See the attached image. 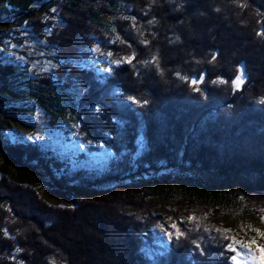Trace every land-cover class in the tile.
I'll return each mask as SVG.
<instances>
[{
	"label": "trees",
	"instance_id": "1",
	"mask_svg": "<svg viewBox=\"0 0 264 264\" xmlns=\"http://www.w3.org/2000/svg\"><path fill=\"white\" fill-rule=\"evenodd\" d=\"M44 3L54 6L52 18L38 14ZM2 18L24 22L56 47L60 64L51 73L37 72L0 47V110L22 120L38 104L54 128L70 134L58 123L68 107L86 135L101 134L113 152L95 165L82 150L73 163L47 137L9 133L2 123L0 160L16 177L13 183L0 177V264H232L228 252L199 259L186 239H171L150 257L145 245L153 230L123 213L130 202L138 204L126 190L97 200L67 192L74 205L63 207L23 183L43 175L64 189L73 177L99 183L133 179L150 166L170 168L193 172L229 203L264 209V35L258 34L264 33V0H0ZM95 41L118 57L135 58L104 72L76 66ZM240 69L245 79L236 88L232 81ZM218 80L226 82L213 83ZM109 87L136 101L121 110L106 98H92ZM166 188L160 185L157 194L168 196Z\"/></svg>",
	"mask_w": 264,
	"mask_h": 264
},
{
	"label": "rangeland",
	"instance_id": "2",
	"mask_svg": "<svg viewBox=\"0 0 264 264\" xmlns=\"http://www.w3.org/2000/svg\"><path fill=\"white\" fill-rule=\"evenodd\" d=\"M53 9L54 6L44 3L43 7L38 10V14L40 13L44 18H49L51 12H56ZM111 18L109 22L112 28ZM55 19L57 23H60L58 18ZM0 30L6 31V33H0L3 39L0 47L8 49L17 57L27 61L30 67L37 72L51 73L52 69L60 64L56 47L49 46L45 40L36 38L24 22L19 23L11 18H2L0 19ZM87 50L88 55L75 60L74 63L81 68H94L96 72L111 71L118 65L113 61L133 55L123 54L118 57L109 48L103 46L100 41H95L87 46ZM109 53L111 55H108ZM244 79L243 76L242 82ZM91 95L92 98L96 96L94 99L98 102L102 98H106L110 104L119 107L121 110L124 106L136 101L135 98L130 99L133 98L131 95H127L116 87H109L106 91L97 90L94 95L93 93ZM95 100L94 102H96ZM94 107L97 109L96 106ZM7 109L11 113L16 112V109L12 107ZM17 111L23 110L18 109ZM6 112L0 110V125L5 124L9 133L10 131H19L24 136L36 139L47 137L53 146L60 148L59 152L64 158L73 163L76 162L78 152L82 150L86 151L89 157H92L95 165L99 164L101 160L109 158L110 153L113 152L112 146L105 143L101 134L97 133L96 135V131H94L91 136L86 135V131L82 130L81 122L68 107L62 112L58 123L64 122L71 131L70 134H65L63 130L54 128L50 124V117L38 104L35 106L34 115L30 113L28 116H23L22 120H16L11 115H7ZM111 116L112 114H110ZM114 118L115 116H113ZM114 121L122 129V122L120 123L116 118ZM97 126H99V122L95 121L92 128L96 130ZM106 134L110 136V139H116L113 132L106 130ZM118 135L121 137L122 134L119 133ZM89 144H95L99 147L89 150ZM2 175L10 183H13L10 178L16 177L14 168L5 165L0 160V177ZM24 176L26 175L23 174L22 177L24 178ZM26 180L29 183L23 184L32 187L47 203L63 207L74 205L73 197L70 198L66 194L67 192L76 195L78 199L87 198L91 200L111 198L110 195L115 190L123 192L121 195L126 194V192L134 195L138 204H131L130 202L123 208V213L131 220L148 224L153 230L150 233L153 235L152 242L145 245L146 253L150 257H153L159 251V247H164L171 239L175 241L186 239L192 248L191 253L196 254L195 256L198 258L200 256L202 260L208 259L210 253L214 254V258L222 254L224 256L228 252L230 258L234 253L227 251L226 245L230 242L228 238L233 236L244 241L255 237L258 244L264 245V235L260 234L264 233V209L246 210L243 202L229 203L219 194H214L203 182L201 184L199 177L193 172L182 173L178 170L174 172L170 171V168L156 170L150 166L147 171L137 173L133 179L132 176L122 179L108 177L102 182L95 183L87 182L80 177H73L64 189L50 186L47 178L43 175H36L30 180ZM150 183L156 188H151ZM160 185L167 187L168 196L157 194ZM135 186L136 188L132 192L127 190ZM181 197V201H176ZM189 217H195V219L190 220ZM173 224L176 225L175 228L171 227ZM226 229L231 231H224ZM256 229H259L260 232H257ZM169 232L172 233L171 236L168 235Z\"/></svg>",
	"mask_w": 264,
	"mask_h": 264
},
{
	"label": "snow or ice",
	"instance_id": "3",
	"mask_svg": "<svg viewBox=\"0 0 264 264\" xmlns=\"http://www.w3.org/2000/svg\"><path fill=\"white\" fill-rule=\"evenodd\" d=\"M55 11V9H53ZM128 19H134V18H128ZM149 23H152V21H149ZM259 35H264V33H258ZM119 37H117L118 39ZM144 44H147L148 41L145 40L143 41ZM108 55H111L109 53ZM135 58V53H133L132 56L129 57H124L122 60H115L113 63L115 64H120L122 62H128L131 63V61ZM215 59V57H213ZM152 60L157 63L158 66V59L157 57L153 56ZM145 63H149L148 61H145ZM111 70V69H109ZM179 76L180 74L177 73ZM181 79L187 80V77H181ZM203 77L193 78L191 80L192 85H197L198 83L202 82ZM243 80V69L239 70V74L236 75L235 79L232 81L234 87L239 88L240 84L242 83ZM216 82H221L225 83L226 81L218 80V81H213V83ZM194 90L199 91L198 88H194ZM134 99V98H130ZM264 102V101H262ZM189 219H195V217H189ZM171 227L175 228L176 225L173 224ZM226 232L231 231L230 229L224 230ZM257 232H260L259 229H256ZM261 235H264V233H260ZM5 235H7V231H5ZM169 236L172 235L171 232L168 233ZM230 242L226 245V250L229 252L234 253L233 255L230 256V260L232 264H264V245L258 244L255 237L251 238L248 241H244L242 239H237L236 237H229L228 238ZM255 245V247H253ZM17 251H20L17 249ZM14 259V257H13ZM55 264V262H53Z\"/></svg>",
	"mask_w": 264,
	"mask_h": 264
}]
</instances>
